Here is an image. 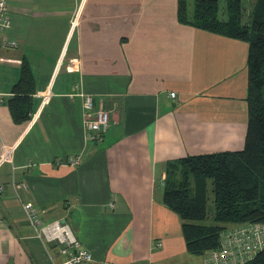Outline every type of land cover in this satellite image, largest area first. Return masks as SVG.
<instances>
[{
    "label": "crops",
    "instance_id": "crops-1",
    "mask_svg": "<svg viewBox=\"0 0 264 264\" xmlns=\"http://www.w3.org/2000/svg\"><path fill=\"white\" fill-rule=\"evenodd\" d=\"M6 2L17 48L0 47V264H53L27 202L71 225L93 254L85 264H188L182 221L162 201L167 171L244 148L249 45L180 23L179 0ZM25 61L36 93L17 124L8 101ZM81 93L110 112L101 141L83 126Z\"/></svg>",
    "mask_w": 264,
    "mask_h": 264
},
{
    "label": "trees",
    "instance_id": "trees-1",
    "mask_svg": "<svg viewBox=\"0 0 264 264\" xmlns=\"http://www.w3.org/2000/svg\"><path fill=\"white\" fill-rule=\"evenodd\" d=\"M249 2L248 20L244 9ZM180 23L244 41L248 54V115L245 145L239 151L189 156L171 163L162 201L178 214L188 254L204 256L222 235L243 224H264V0H179ZM36 78L28 62L8 101L13 121L31 119ZM209 180L214 213L209 214ZM248 264H264V249Z\"/></svg>",
    "mask_w": 264,
    "mask_h": 264
},
{
    "label": "built area",
    "instance_id": "built-area-1",
    "mask_svg": "<svg viewBox=\"0 0 264 264\" xmlns=\"http://www.w3.org/2000/svg\"><path fill=\"white\" fill-rule=\"evenodd\" d=\"M11 23L8 4L6 0H0V47L17 48V42L6 36ZM80 96L83 100V126L88 132V137L101 141L110 127V112L105 108L95 110L91 94L81 93ZM170 96L175 98V92H171ZM10 155L11 152L6 151L4 158L8 159ZM67 163L78 167L81 160L78 156H70ZM11 186L15 192L26 187L15 179L12 180ZM3 191L4 186H0V193ZM23 209L36 237L46 246L53 264H85L93 261L92 252L81 244L69 223L64 220L45 222L33 202L25 203ZM53 249L62 257L61 261L54 259L56 255L52 253ZM263 249L264 224H243L225 232L219 247L206 253L203 261L204 264H248Z\"/></svg>",
    "mask_w": 264,
    "mask_h": 264
},
{
    "label": "rangeland",
    "instance_id": "rangeland-1",
    "mask_svg": "<svg viewBox=\"0 0 264 264\" xmlns=\"http://www.w3.org/2000/svg\"><path fill=\"white\" fill-rule=\"evenodd\" d=\"M188 4H189V9H193L194 7V0H188ZM251 10V5L249 2L246 3L245 5V9H244V19L248 20V15L249 12ZM211 181L209 180V205H208V209H209V214L212 215L214 213V204H213V193H212V185H211ZM186 263L188 264H201L202 262V258L201 257H192L191 255H189V257H186Z\"/></svg>",
    "mask_w": 264,
    "mask_h": 264
}]
</instances>
